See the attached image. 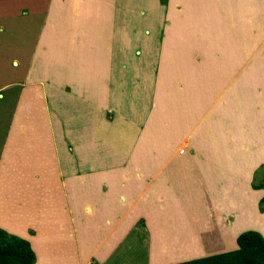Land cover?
<instances>
[{"label": "rangeland", "instance_id": "rangeland-1", "mask_svg": "<svg viewBox=\"0 0 264 264\" xmlns=\"http://www.w3.org/2000/svg\"><path fill=\"white\" fill-rule=\"evenodd\" d=\"M231 1L229 7L222 8L198 5L197 0H170L169 7H166L168 0H163V7H149V0H134L135 7L130 9L141 8L146 12L123 13L126 25L122 30L123 47L131 53L137 49L142 51L141 55L135 54V60L128 61L129 74L133 75L134 80L144 82L149 79L148 74L160 66L161 82L155 95L156 101L151 105L154 110L150 114L148 128L140 133L142 135L144 132L143 137L139 136L138 151L144 152L136 162L142 167L135 165L132 167L135 171L126 168L122 176H140L133 185L140 192L136 198L139 202L144 200L146 206L150 205V210L153 209V200L149 191H158L154 201L160 210L155 216L158 215L161 222L159 225L151 224L145 215L133 219L125 236H121V241H117L116 236V241L111 242L118 244L110 253L108 264H145L148 246L151 247L152 264H170L212 253L216 244L213 245L206 230L208 225L217 221L213 210L223 193V187H236L237 195L241 198H244L245 186L249 184L251 188L256 185L262 187L259 190H264V68L261 77L256 79L257 69L252 64L255 59L264 60V1ZM131 2L128 0V4ZM167 10L169 23L164 32ZM136 25L143 29L150 28L154 32L152 41L147 37L139 41L133 34ZM117 38L113 35V42ZM118 40L121 41L120 38ZM141 60L147 65L142 76V73L134 72ZM27 79V82H23L25 85L30 77ZM31 79L38 82L39 76L36 74ZM74 84L68 78L67 88H74L75 93L83 95L78 84ZM25 85H16L19 89L16 96L14 90L10 92L11 87L0 91L2 146L8 134L0 159V228L30 240L37 253L36 264H87L92 255L104 262L101 250L103 245L107 246L111 232L109 234L104 229V234L95 235V249L101 246L96 252L87 257L80 254L75 222L70 212V198L65 188L55 189L52 183L58 181L57 170H52V166H55L52 161L56 158L53 150L45 147L39 153L41 143L26 144L28 140L39 139L27 136L28 131H34L27 119L17 120L10 133L15 114L14 103L18 102ZM109 87L113 88L111 82ZM135 89L131 88V93L123 91V95H129L134 104L138 102ZM101 91H97L100 105L97 107L103 114L100 123H112L116 116L128 112L129 109L110 108L107 104L112 102L113 95L107 96L106 90ZM151 94L149 90V98ZM58 99L55 97V101L62 104V109L72 110L64 99ZM92 102L96 105V102ZM77 106V110L87 113L85 119L89 120L91 115H95L93 110ZM44 110L42 107L39 120L34 122L36 126L39 124L35 133L40 135L44 125L51 127L54 149L67 168V176L91 175L106 171L108 167L114 170L128 166L129 158L125 165H114L117 157L108 154L107 150H112L109 147L90 149L91 143L86 134L76 138L73 132L76 125L74 116H64L66 119L63 123L67 130L59 134L55 118L49 114L48 119ZM133 112L137 115L134 109ZM78 120L83 121L82 118ZM22 125L27 127L26 131L22 130ZM17 133L23 140L16 139ZM10 134L13 135L11 140ZM70 135L74 136L68 138ZM27 148L33 149L34 153L20 154L19 151ZM181 151H185L184 155H180ZM16 152L18 155L14 154ZM46 152L50 155L47 156ZM93 152L95 155H92ZM64 154L74 158L73 164H65ZM44 158L49 159V165L44 164ZM157 162L160 165L154 166ZM44 174H50L52 178L43 179ZM67 176L65 172L62 174L63 179ZM140 181H143L141 185ZM157 182L161 183L158 190L155 187ZM85 190L91 191V185L85 186ZM143 192L148 195H143ZM128 207L132 208V205L122 206L124 220L134 213ZM257 207L259 213L264 214L260 200ZM103 224L94 220V227L103 229ZM156 229L159 231L154 234ZM197 236L200 237L196 239ZM200 240L210 245L202 248ZM167 241L185 242L190 250L185 253L172 251L166 246ZM89 262L97 264L94 256Z\"/></svg>", "mask_w": 264, "mask_h": 264}, {"label": "crops", "instance_id": "crops-1", "mask_svg": "<svg viewBox=\"0 0 264 264\" xmlns=\"http://www.w3.org/2000/svg\"><path fill=\"white\" fill-rule=\"evenodd\" d=\"M130 1L132 2L128 4V0H0V91H6L11 87L10 92L14 90V96H16V91L19 90L16 85L18 83L25 85V81L27 82L28 80L27 77H30L29 83L22 88L19 94L20 98L18 102L16 101L14 103L15 114L13 115V124L11 123L12 127H10L12 130L10 133H12L14 125L17 124V120L27 119L30 122L29 125L34 128V131H28L27 136H33L35 139H39H37V141L30 140V142L26 139L28 140L26 144L41 143L42 145L41 149L38 151L39 153L46 147V149L51 148L56 156L55 160L52 161L55 163V166H52V170H57L56 174L58 175V181L56 183L51 181L55 189L62 190V188H65V193H68L67 190H72L70 187L71 185L75 187L76 185H80L74 189L77 193H80L82 189H85V186H93L94 189L93 192H91L93 197L89 200H83V204L81 205L84 206L88 201H91L92 204L90 206H93V209L97 208L99 210L92 213L89 218H91V220L101 221V224L104 223L102 226L103 229H100L101 227L99 226L97 227L99 230L96 234H104V229L107 230L110 228L111 235L118 237L117 241L121 236H125V232L130 228L133 219L140 215H145L147 221L151 224L154 223V225H159L161 222V218L156 219L157 216H155L160 210L154 201L158 191H149V193H151V199L153 200L151 202L153 204V209L150 210V205L146 206L144 200L139 202V199L135 197V190L126 188L135 183L128 180L120 181L117 177L121 175L122 171L126 168L135 171L132 167L140 164L136 161L140 160L139 156L144 151H138L137 145L141 137H143V133L148 128L151 119L150 114L152 115L153 113V106L151 105L152 103L154 104V100L156 101L157 89L161 82L160 66L159 68L156 67L154 71H151L148 74L149 79L144 82L138 79L134 80L133 75L131 76V74H129L128 61L135 60V54L141 55L142 51L137 49L135 53H131L127 48L123 47L122 30L126 28L123 21V13H128L129 11L146 12L145 9L141 8L130 9V7H135L133 4L134 0ZM149 2V7H163V0H149ZM127 4L128 6H126ZM169 4L170 0H168V5L166 7H169ZM167 13L165 15L166 21L164 22L163 31L167 28L169 23V13L168 15ZM152 21L154 22L153 19ZM164 32H166V30ZM133 34L137 36L139 41L143 40L145 37L152 41V37L154 36V32L150 28L145 27L143 29L138 25L134 27ZM113 35H115V38L118 37L114 42ZM119 38L121 41L118 40ZM117 43L118 45L115 47ZM160 63H162V57ZM147 64H149V62ZM137 66L134 72L138 71L139 74L142 73V76L145 73L147 65H144L141 60L138 62ZM36 74L39 76V80L38 82H32L31 77L36 76ZM67 77L70 78L72 84L74 82L78 84L79 88L84 92H82L83 95H80L81 93L79 94V92L78 94L75 93L73 91L74 88H67ZM110 82L113 88L109 87ZM135 87V99L138 100V102L134 104L132 103V99L129 98V95H123V91L131 93V88L134 89ZM100 89H102V91L106 90L107 96L110 94L113 95V97H111L112 102L107 104L110 108L120 107L125 110L129 109L128 112L116 116L115 118L117 119L112 123L108 121H102L100 123L102 119L100 116L103 115L100 108L97 107L100 106L98 103L99 101L97 102L99 95L97 91ZM149 90L152 92L151 98L148 97ZM9 96L11 99V93ZM55 97L64 99L72 110L65 107V109H62V104H59V102L57 103ZM92 101L96 102V105H94ZM77 105L93 110L95 115H91L92 118L89 120L85 119L87 113H84L85 110H77ZM1 107L2 106H0V108ZM42 107L45 108L44 111L47 113L48 119L49 114H52V118H55L58 124L57 130L59 134L67 130L63 123L66 119L64 116H74V124L76 125L75 128H73V132L77 135L76 138L80 135L79 138H82L84 136L83 134H86L91 143L90 149L99 150L109 147L112 150H107L108 154L110 153L117 157V160L114 161V165H125L126 159L129 158V164L127 162L128 166H120L119 169L115 168L114 170H110L108 167L106 171L91 175L67 176L69 175L66 171L67 168H65L66 166L63 164L61 157H57V153L54 149L51 127L41 124L44 130L40 131V135H38L37 132L35 133L39 124L36 126L34 122L39 120ZM133 109L136 111L137 115L134 114ZM78 112H81V114L78 115ZM36 115H38V117ZM78 118H82L83 121H79ZM21 127L26 126L22 125ZM79 127L80 130H78ZM142 130L144 132L141 135L140 133ZM140 135L141 137L139 139ZM12 136L13 135H11L10 140ZM18 136L20 135L17 133V140H23L22 136L21 138ZM73 136L74 135H70L68 138H72ZM0 140H2V136H0ZM7 141L8 134L4 145L2 146L0 144V159L3 150H5ZM93 143L96 145L95 148ZM19 152L22 155L25 153L32 154L34 150L27 148ZM126 152H128V155H125ZM46 153L47 156L50 155L48 152ZM14 154L18 155V152ZM92 155H95V153L93 152ZM121 158H124V160ZM63 159L65 160V164H73L72 161L74 158L70 157V155L64 154ZM44 160V164L49 165V159L44 158ZM80 160L84 162V159L81 158ZM3 163L4 161L2 164ZM154 164V166L160 165L159 162ZM140 166L142 167V165H139V167ZM164 166L166 165H163V167ZM174 166L175 165H173V167ZM149 167L155 171L152 166L149 165ZM64 172L67 176L66 179L62 178ZM49 175L46 176V174H44V176L41 177L43 179L52 178ZM110 176L113 178L111 179ZM79 179H82V181H79ZM126 182L128 183L126 184ZM120 185L124 186V193L127 196L122 195L124 193L118 189ZM160 186L161 183L157 182L155 185L156 190H158ZM112 187L117 189L115 196L111 193ZM138 191L136 193L137 197L140 194ZM259 191L264 193V190ZM105 192H109L106 193V195L111 197H104V199H113L109 205H105L104 202L101 203V197ZM122 196L126 200V203L123 204L124 202L122 201L123 203L120 205ZM113 203H115V207H110ZM128 204L132 205V208L128 207V209L132 210L134 213L133 215L127 216V219L124 220L122 214L125 212L122 213V206L127 207ZM187 216L188 214H186V217ZM106 225L109 226L106 227ZM211 225L214 226L215 223H211ZM153 228H155V226H153ZM203 229L204 228H202L201 231ZM212 230L216 233L219 232L220 228L215 227ZM243 232L235 236L233 240L234 247L231 249L218 250L213 253L199 257L195 256L186 260L181 259L170 264H179L235 251L239 249L238 237ZM208 233L213 234L212 231ZM260 233L263 235L262 232ZM185 235H187V233ZM123 237H121V239ZM199 237L200 236H197L196 239ZM224 238L225 235H223V239ZM121 239L119 241H121ZM148 239L149 245L150 235H148ZM216 242L224 244L225 241L217 240L213 242V245H215ZM113 243L104 257V262H100L96 255H92L96 258L97 264H108L107 260L110 253L118 244L115 242V245H113ZM199 243L205 245V247L210 245V243L202 240H200ZM100 247L101 246H98L95 251H93L96 252ZM102 251H104V247L101 252ZM150 251L151 247L148 246L145 264H152ZM154 259L155 257L153 260ZM89 261L87 264L90 263Z\"/></svg>", "mask_w": 264, "mask_h": 264}, {"label": "trees", "instance_id": "trees-1", "mask_svg": "<svg viewBox=\"0 0 264 264\" xmlns=\"http://www.w3.org/2000/svg\"><path fill=\"white\" fill-rule=\"evenodd\" d=\"M231 2V0H197L198 5L222 8L229 7ZM252 64L257 69L255 77L256 79H259L263 74L262 69L264 68V60L255 59ZM122 174L123 171L121 175L117 176L120 181L128 180L136 184L138 181L135 179L140 178L138 175L124 177ZM112 178L113 177H111V179ZM142 178L143 177H141V180ZM142 182L143 181H140L139 185H141ZM127 183L128 182H126V184ZM70 187L72 190H67V194L70 198V212L73 221L76 223H74V225L79 251L83 257H87L95 251L96 244L94 239L96 238V232L99 230V228L94 227V221L90 220L91 218H89V216L99 209H93L94 207L90 206L92 204L91 201H88L85 204V208L81 204H83V200H89L93 197L91 192H93L94 187L91 186V191L82 189L80 193H77L74 190L76 187H79L78 185H76V187L71 185ZM123 187L124 186L121 185L118 186V189L122 191V193L125 191ZM126 188L135 190L136 197L138 191L137 186L130 185ZM260 188L262 187L256 185L251 188L250 184L245 186L244 198H241L237 195L238 189L236 187L224 186L222 195L215 202L213 212L217 217V221L214 226L211 224L207 226V231H212L213 234L207 233L213 242L217 240H224L225 242L224 244L216 242V249H214L213 252L233 248V240L235 236L245 231L238 237L239 249L179 264H264V214H260L257 207L259 200L262 198L263 192L254 191L259 190ZM116 191L117 189L113 187L111 188V193L114 194V196L116 195ZM106 193L109 192L103 194L101 197V203L104 202L105 205H109L113 199H104V197H111L106 195ZM144 194L146 195L147 193L144 192ZM122 195L125 196L126 194L124 193ZM120 201V205H122L123 202V204L126 203V200L124 198L122 199V197ZM113 206L115 207V203L110 207ZM128 206H131V204H128ZM260 208L261 211L264 212V197L260 201ZM158 217L159 216L157 215L156 219ZM108 226L109 225H106V227ZM215 227L220 228L219 232L215 233L214 230H212ZM107 230L110 234L111 229L108 228ZM158 231L156 229L154 234H157ZM259 231L262 232L263 235ZM223 235H225L224 239ZM115 239L116 236L111 235L107 246L103 245L104 254L108 253L106 252L108 250L107 247H110L112 245L111 242ZM175 245H179V247H176ZM166 246L170 250H178L180 253H185L190 250L189 245L185 242L172 243L167 241ZM200 246L205 248L203 244ZM104 254L102 255V258L105 257ZM36 262L37 253L30 240L13 235L0 228V264H35Z\"/></svg>", "mask_w": 264, "mask_h": 264}, {"label": "bare ground", "instance_id": "bare-ground-1", "mask_svg": "<svg viewBox=\"0 0 264 264\" xmlns=\"http://www.w3.org/2000/svg\"><path fill=\"white\" fill-rule=\"evenodd\" d=\"M22 130H23V131H26V127H22ZM184 152H185V151H181L180 155H181V154L184 155Z\"/></svg>", "mask_w": 264, "mask_h": 264}]
</instances>
